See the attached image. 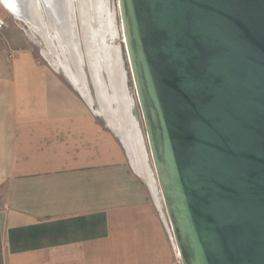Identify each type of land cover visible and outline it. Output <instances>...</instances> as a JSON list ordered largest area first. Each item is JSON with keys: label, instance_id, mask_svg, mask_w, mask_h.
<instances>
[{"label": "water", "instance_id": "obj_1", "mask_svg": "<svg viewBox=\"0 0 264 264\" xmlns=\"http://www.w3.org/2000/svg\"><path fill=\"white\" fill-rule=\"evenodd\" d=\"M62 1L41 0L44 18L89 89L83 67L86 60L92 76L94 38L84 39L85 59ZM5 2L15 18L35 21L23 0ZM118 3L181 264H264V0Z\"/></svg>", "mask_w": 264, "mask_h": 264}, {"label": "crops", "instance_id": "obj_2", "mask_svg": "<svg viewBox=\"0 0 264 264\" xmlns=\"http://www.w3.org/2000/svg\"><path fill=\"white\" fill-rule=\"evenodd\" d=\"M9 29L0 33V264H181L163 202L131 171L108 119L31 51L9 49Z\"/></svg>", "mask_w": 264, "mask_h": 264}, {"label": "bare ground", "instance_id": "obj_3", "mask_svg": "<svg viewBox=\"0 0 264 264\" xmlns=\"http://www.w3.org/2000/svg\"><path fill=\"white\" fill-rule=\"evenodd\" d=\"M59 1L60 0H55V7L60 4ZM66 1L69 8V13L71 12V15L68 16V20L70 21L69 25L71 27L69 34L71 37L74 38V34L72 32L75 30V21L78 26L76 10L78 11L79 9L81 13L80 15H82V25L85 30L84 35H86V39L91 40L94 38V49H89L90 59L91 57L93 59L89 61V64L92 69V84L100 104V109L98 108L96 111L104 115L108 119L113 131L123 138V142L128 149L129 156L131 157L136 171L141 177H143V179H145V181H147L146 183H148V186L152 189L157 202L162 204V195L160 196L161 191L158 187L159 185H157V180L149 164V154L144 143L143 135L137 120L134 118L133 100L130 93H128L126 89L127 80L124 73L125 70L123 68V60L121 58L119 47L113 48L106 42V36L108 33H110L111 36H114L116 33L113 18L114 16L113 14L109 13L110 7L108 0ZM0 2L4 7L5 5L7 6L5 0H0ZM23 2L26 4V9L23 10L29 12L28 14L31 17V20L34 18L35 21L33 20L30 24V22L22 20L18 16L16 17L21 21L28 23L32 29L42 36L49 50L47 51V58L54 64L55 67H60V69L63 68L74 86L83 91L86 99L91 104V106H93L95 104V99L91 93V88L88 89L86 86L85 75L83 74V78L81 71L79 72L77 70L72 58H68L65 53H63L64 58H62L58 54L59 52L55 51L56 47L54 39L60 41H62V39L60 38L58 32H53L48 22L45 20L43 14L44 7L42 6L41 0H23ZM76 2L78 6L76 5ZM14 5L16 6L15 8H17V5ZM62 12L63 11L60 10L59 7L58 13L60 14ZM56 13L57 12L55 10V14ZM93 23L98 25L97 27H99V32L96 31L97 28L93 26ZM101 29L103 33H101ZM60 41L58 45L60 49L65 52L68 48L63 41L62 43H60ZM73 46L75 49V51L73 49V52L76 53L79 62L82 64L83 60L81 58V54L78 51L79 44H76L74 41ZM85 64H87L86 60ZM104 68H106L110 82H107V79H105L106 77L102 75V71L105 70Z\"/></svg>", "mask_w": 264, "mask_h": 264}, {"label": "rangeland", "instance_id": "obj_4", "mask_svg": "<svg viewBox=\"0 0 264 264\" xmlns=\"http://www.w3.org/2000/svg\"><path fill=\"white\" fill-rule=\"evenodd\" d=\"M108 4L110 7L109 13L113 14V16H114L113 18H114V25L116 28V33L114 34V36H111V34L108 33L106 36V42L109 46L111 45V47H113V48H116V47L120 48L119 50L121 51L120 53H121V58L123 60V68L125 70L124 73L126 72V74H127V81H128L127 86L129 88L130 95H131L132 100H133L134 118L137 120L138 125L140 127V130L142 132L144 143H145L147 152L149 154V164H150V166L153 170V173L155 175V178L157 180L155 169H154V164H153L152 157L150 154L149 143H148V140L146 137L145 124H144L141 108H140V105H139V102H138V99L136 96L135 86H134V82H133V78H132V74H131V70H130V66H129V62H128L127 51H126V47H125V43H124V35H123L122 24H121L119 3H118V0H108ZM76 5L78 6L77 2H76ZM76 15H77V19H78V26H77V28H78V39H79V42L81 45L82 53L84 54L85 59H87L86 58V51L84 48V41H82L84 39L86 40V35H84L85 33H83L82 15H80L79 11H77V10H76ZM0 17L4 18L7 21L8 26L10 28L8 30L9 32L7 34L8 37H6V39L9 41L8 42V45H9L8 48L9 49L10 48L15 49V48L20 47V48H25V49H28L29 51H31L37 59L42 61V63H44L47 66L54 69L59 74V76L65 81V83L69 87H71L81 97V99L83 101L87 102V100H85L84 96L81 94V92H83V91L81 90V92H80L74 86L72 81L66 75L63 68L60 69V67H55L54 64L52 62H50V60L47 58V51H49V50L47 48V44L44 42L41 35H39L34 29H32V27L28 23H26L24 21H23L24 22L23 23V22L19 21L17 18H15V16H13V14L9 13L8 10H6V8L2 5L1 2H0ZM93 26L95 28H97L96 31L99 32V27H97L98 25L94 24ZM101 33H103L102 29H101ZM54 40H55L54 43H55V47H56L55 51H58L59 52L58 54L62 58H64L63 53H65L68 58H71L69 56V52H67L68 49L65 52H63L62 49H60V47L58 45L59 41L56 39H54ZM89 40H87V41H89ZM61 43H62V41H61ZM83 69L87 75L88 84H89V87L91 88L90 89L91 93L93 94L94 99H95V104L93 105L94 107L92 106L94 109L92 108V110L94 111V110H97L98 108L100 109V104H99L98 98L96 96L94 86L92 84V78H91L92 76L90 75L91 72H90V68L88 67V63L84 64ZM102 72H103L104 77H106L105 79H107L106 81L110 82L105 70H103ZM97 115H98L97 117H98L99 121H101L104 124L109 125L103 116H101L99 114H97ZM113 132L116 133L115 131H113ZM118 137L121 138L119 140L121 141V143L125 149V152L127 154V157H128L127 160H128V164H129L131 171L133 173H135L138 176V178L141 180L143 185L148 188L149 186H148V183H146L147 181H145V179H143V177H141L138 174V172L136 171L134 164L131 160V157L129 156L128 149H127L125 143L123 142L124 141L123 138L119 135H118ZM160 196H161V194H160ZM161 201H162V199H161Z\"/></svg>", "mask_w": 264, "mask_h": 264}, {"label": "built area", "instance_id": "obj_5", "mask_svg": "<svg viewBox=\"0 0 264 264\" xmlns=\"http://www.w3.org/2000/svg\"><path fill=\"white\" fill-rule=\"evenodd\" d=\"M7 27H8L7 21L4 18L0 17V33H3ZM7 54L9 58H13L15 52H7Z\"/></svg>", "mask_w": 264, "mask_h": 264}]
</instances>
